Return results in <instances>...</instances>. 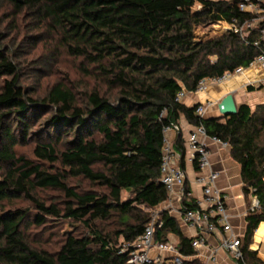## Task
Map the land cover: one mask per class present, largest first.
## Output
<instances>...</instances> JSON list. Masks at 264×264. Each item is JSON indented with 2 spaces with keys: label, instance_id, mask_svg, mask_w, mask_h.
<instances>
[{
  "label": "trees",
  "instance_id": "16d2710c",
  "mask_svg": "<svg viewBox=\"0 0 264 264\" xmlns=\"http://www.w3.org/2000/svg\"><path fill=\"white\" fill-rule=\"evenodd\" d=\"M4 1L33 24L32 39L53 34L68 55L81 58L82 71L97 84L80 103L61 82L35 95L22 84L14 43L5 41L0 28V264H128L151 211L167 199L160 181L164 131L181 114L230 147L245 197L259 202L251 210L247 201L245 259L264 264L247 250L264 222V103L253 110L241 104L233 115L204 118L195 113L197 105L176 100L180 90L194 91L203 78L248 67L264 50V19L245 36L227 31L195 40L196 26L215 20L240 26L254 15L239 9L242 0H203L198 11L191 9L193 0ZM220 30L214 23L205 35ZM27 144L33 145V159L20 152ZM48 189L62 194L60 206L47 207L36 197L37 190ZM123 192L129 195L122 198ZM19 198L37 212L6 207ZM48 216L75 225L54 251L33 245L28 237V228H44ZM157 220L156 241L174 237L181 255L195 254L175 217L159 210Z\"/></svg>",
  "mask_w": 264,
  "mask_h": 264
},
{
  "label": "built area",
  "instance_id": "2783aa9c",
  "mask_svg": "<svg viewBox=\"0 0 264 264\" xmlns=\"http://www.w3.org/2000/svg\"><path fill=\"white\" fill-rule=\"evenodd\" d=\"M203 0H193L197 5L198 11L202 8ZM238 7L241 11L254 15L251 19L245 21L238 26L235 23H228L225 20H215L211 23H226L223 33L233 31L241 36L247 35L246 30L252 29L258 20L264 19V0H242ZM222 33V34H223ZM260 35L264 40V28L260 29ZM258 46V41H254ZM258 64L263 75L260 84L264 86V50L260 51L251 61L250 65ZM243 67H237L233 71H225L222 75L214 78L201 79L193 92H202L210 82L222 83L235 74L243 72ZM186 90H180L176 95V100L181 101ZM210 105H197L195 113L200 117L204 116L205 109ZM175 130H179L178 124L175 122L172 126ZM208 137L203 125L194 126L189 132L186 143L188 159L196 162V176L194 182L203 195L204 205L197 200L191 199V194L186 186L185 172L179 164L180 156L174 151L172 144L164 140L162 147V158L160 165V181L167 191V199L170 203L174 198L177 204L173 210L180 215V222L193 231L191 237V247L194 250L199 249L206 243L208 236L212 235L216 239V245L211 247L207 259L202 264H216L219 251L228 253L232 260V264H248L244 251L242 239L234 233L230 224V214L226 206V196L217 187L216 179L218 172L213 170L209 160V149L203 142ZM213 140H216L212 138ZM218 141V140H217ZM184 202L194 203V207H185ZM259 202L256 197H251L250 209L257 208ZM159 210L151 212L149 223L145 226L142 235L134 243V248L128 256V264H187L185 256L181 255L174 243L158 242L155 240V228L159 226L157 213ZM156 252L152 255V252Z\"/></svg>",
  "mask_w": 264,
  "mask_h": 264
},
{
  "label": "crops",
  "instance_id": "0c3cea01",
  "mask_svg": "<svg viewBox=\"0 0 264 264\" xmlns=\"http://www.w3.org/2000/svg\"><path fill=\"white\" fill-rule=\"evenodd\" d=\"M262 75L263 72L261 68L255 63L244 68L242 73L235 74L222 83H208L205 90L202 92L186 90L181 102L188 107L210 102V105L205 109L203 117H219L222 115L218 110V103L227 94H231L237 107L241 104H246L253 110L256 105L264 103V86L260 84ZM248 87H253V89L248 90ZM223 120L224 119H222V121ZM176 123L179 126V130H175L173 127L166 128L164 131V140L170 142L174 151L179 154V164L181 160V150L178 147H182L184 163L183 170L185 172L186 186L191 194L190 197L193 200L200 201L204 205L203 195L194 182L196 168L193 161L188 159L189 150L187 148L186 139L194 125L189 123L183 114L179 116ZM203 142L209 149L211 167L218 172L216 185L226 196V206L230 214V224L232 229L244 243L246 226L245 215L247 201L249 202L250 195L245 197V194L243 193L240 166L231 157L230 147L228 145L221 141L213 140L211 137H205ZM169 200L170 203L168 200L160 203L157 206V210H164L171 216L175 217L180 224L182 233L191 238L193 231L180 222L179 213L173 210V208L177 207L175 199L171 198ZM170 238L175 240L174 237ZM216 242L214 236H208L205 245L195 250L194 255L185 256V258L191 263L196 260L199 264H202L207 259L211 247L216 245ZM261 242H264V222H261L257 226L252 239L247 246V250L254 252V256L257 260L264 262V254L260 252ZM155 254L156 252L153 251L152 255ZM216 264H232V260L228 253L219 251Z\"/></svg>",
  "mask_w": 264,
  "mask_h": 264
},
{
  "label": "rangeland",
  "instance_id": "374dc122",
  "mask_svg": "<svg viewBox=\"0 0 264 264\" xmlns=\"http://www.w3.org/2000/svg\"><path fill=\"white\" fill-rule=\"evenodd\" d=\"M192 8L197 10V5L195 4ZM11 21L13 24H10ZM212 24L214 23L196 26L194 30L195 40H206L221 35L224 27H227L226 23H217L221 30L210 36L205 35ZM32 25L28 19L15 14L9 3L0 0V28L7 36L5 41L9 44L14 43V56L16 60L20 61V68L23 73L22 84L32 90L35 95H40L45 93L53 84L61 82L73 89L77 102L80 103L84 93L97 84L94 76H88L82 71L81 67L85 66V63L82 62L81 58L68 55L65 49L58 44L53 34L40 33L37 36L39 40L35 41L34 37L32 39L31 36L35 33L31 29ZM32 150V144L20 147L21 153L33 159ZM69 182L80 185V188L88 187L85 182L78 179H70ZM35 195L47 207H50L51 204L60 206L62 203V194L55 190H37ZM128 195V193L123 192L122 198ZM249 202L251 204L250 197ZM6 207L28 208L32 212H37V209L23 198L10 200L6 203ZM46 221L47 226L44 228L42 226L29 227L28 237L33 245L54 251L58 249L64 234L73 231L75 225L72 226L69 220L55 216H48ZM171 242L174 243L173 240ZM260 252L264 254V242L260 244Z\"/></svg>",
  "mask_w": 264,
  "mask_h": 264
},
{
  "label": "water",
  "instance_id": "95a60500",
  "mask_svg": "<svg viewBox=\"0 0 264 264\" xmlns=\"http://www.w3.org/2000/svg\"><path fill=\"white\" fill-rule=\"evenodd\" d=\"M218 110L220 114L224 116L233 115L237 112V106L235 105L233 96L231 94H227L221 99V101L218 103Z\"/></svg>",
  "mask_w": 264,
  "mask_h": 264
}]
</instances>
